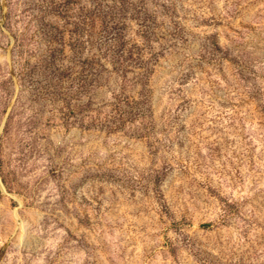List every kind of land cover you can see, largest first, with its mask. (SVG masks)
<instances>
[{"label": "rangeland", "instance_id": "rangeland-1", "mask_svg": "<svg viewBox=\"0 0 264 264\" xmlns=\"http://www.w3.org/2000/svg\"><path fill=\"white\" fill-rule=\"evenodd\" d=\"M0 264H264V0H0Z\"/></svg>", "mask_w": 264, "mask_h": 264}]
</instances>
